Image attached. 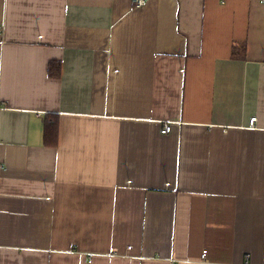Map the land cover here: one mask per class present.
I'll return each mask as SVG.
<instances>
[{
	"label": "crops",
	"instance_id": "obj_1",
	"mask_svg": "<svg viewBox=\"0 0 264 264\" xmlns=\"http://www.w3.org/2000/svg\"><path fill=\"white\" fill-rule=\"evenodd\" d=\"M0 264H264V0H0Z\"/></svg>",
	"mask_w": 264,
	"mask_h": 264
},
{
	"label": "built area",
	"instance_id": "obj_2",
	"mask_svg": "<svg viewBox=\"0 0 264 264\" xmlns=\"http://www.w3.org/2000/svg\"><path fill=\"white\" fill-rule=\"evenodd\" d=\"M135 3H136L137 8H142L145 5V0H135ZM256 122H257V118H252L250 121V125L254 126ZM171 132H172L171 123L166 124L161 131L163 135L170 134ZM205 257H206V253L203 254L202 258L204 259Z\"/></svg>",
	"mask_w": 264,
	"mask_h": 264
},
{
	"label": "trees",
	"instance_id": "obj_3",
	"mask_svg": "<svg viewBox=\"0 0 264 264\" xmlns=\"http://www.w3.org/2000/svg\"><path fill=\"white\" fill-rule=\"evenodd\" d=\"M236 48H234V50H235ZM233 53H234V51H233ZM233 56H234V54H233ZM55 67V64L54 63H52L51 64V66H50V68H49V72H52V68H54ZM54 71V70H53Z\"/></svg>",
	"mask_w": 264,
	"mask_h": 264
}]
</instances>
